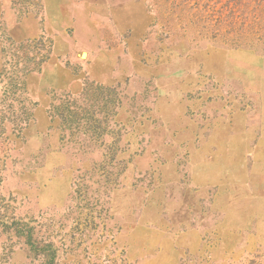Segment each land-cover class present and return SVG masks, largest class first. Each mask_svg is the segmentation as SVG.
Listing matches in <instances>:
<instances>
[{"label": "rangeland", "instance_id": "obj_1", "mask_svg": "<svg viewBox=\"0 0 264 264\" xmlns=\"http://www.w3.org/2000/svg\"><path fill=\"white\" fill-rule=\"evenodd\" d=\"M0 264H264V0H0Z\"/></svg>", "mask_w": 264, "mask_h": 264}, {"label": "crops", "instance_id": "obj_2", "mask_svg": "<svg viewBox=\"0 0 264 264\" xmlns=\"http://www.w3.org/2000/svg\"><path fill=\"white\" fill-rule=\"evenodd\" d=\"M20 25L25 26V25H26V21H23L22 23H20ZM20 25H19V26H20Z\"/></svg>", "mask_w": 264, "mask_h": 264}]
</instances>
